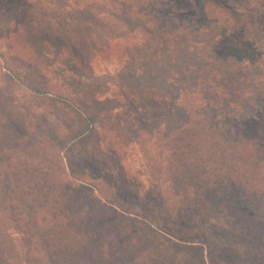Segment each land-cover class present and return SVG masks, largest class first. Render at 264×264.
Returning a JSON list of instances; mask_svg holds the SVG:
<instances>
[{"label": "rangeland", "instance_id": "rangeland-1", "mask_svg": "<svg viewBox=\"0 0 264 264\" xmlns=\"http://www.w3.org/2000/svg\"><path fill=\"white\" fill-rule=\"evenodd\" d=\"M58 1L0 0V264H33L35 198L41 229L65 201L181 264H264L235 228L264 239V0H65L97 30Z\"/></svg>", "mask_w": 264, "mask_h": 264}, {"label": "trees", "instance_id": "trees-1", "mask_svg": "<svg viewBox=\"0 0 264 264\" xmlns=\"http://www.w3.org/2000/svg\"><path fill=\"white\" fill-rule=\"evenodd\" d=\"M215 2L224 5L221 1L215 0ZM58 3V10L62 16L63 14L70 15L71 19L86 23L95 30H97L95 27H100L93 14H88L83 10H76L75 12L66 10L65 0H59ZM63 17L60 18L57 16L56 18L61 20ZM64 20L67 21V18ZM179 131L183 130L179 129L177 126L174 127L173 131L170 133L173 135V141L171 140V142L174 149L181 147V145L184 147L189 146V143L184 140L183 132L181 133ZM263 136L264 134L261 135L260 138H263ZM254 140L257 142L256 137ZM171 142H169V144H171ZM176 154H178V152H176ZM254 154L257 155V158H260L258 152H255ZM202 165H204V162ZM185 166L187 169L186 172H189L188 165L186 164ZM197 166V168L195 167L196 169L200 168L199 165ZM205 167H207V170L211 168L206 165ZM254 171H257V169ZM25 175L27 181L32 180L31 173H25ZM251 175L255 176V173L252 172ZM220 179L222 181V177H220L219 180ZM258 180L260 181L261 179ZM245 187L238 186V188L243 190L246 189ZM230 192L231 191L227 190L224 194L227 195ZM1 193L3 194V204L5 207H9L10 205L13 206L14 202L10 199L12 190L9 191L7 190V187L2 186ZM44 194L48 195L49 191L46 190ZM228 196H226V198H228ZM36 201L37 198L32 201L31 212L29 214L30 217L26 223V230L24 231L23 238L25 241H28L27 243L29 246L27 260L33 262V264L37 263V261L38 264H43V262H45L44 264H65L67 259L69 260L67 264H181L183 262L178 258L171 260L170 258L161 256L162 253L156 251L152 242L137 246L133 243L126 245V242L121 240H114L112 238L106 239V237L99 233L97 227L94 226V222L88 220V216L82 213L79 205L78 207H73L72 204L66 203L65 201L64 203H60V206L56 207V210L52 211L54 220L44 223V228L41 229L38 221L31 219L33 214L35 215V211L42 206V204L35 206ZM161 211H165V207L161 206ZM154 219L157 221V218ZM79 220H81V222H79ZM177 220L180 221V217H178ZM180 225L183 228L180 231L182 233L187 226L185 224H174L178 229ZM235 228L236 232L242 231V233H249L247 237H244V239H248L246 241H249V239H252V241L255 240L257 246L264 248V239L261 240V237L260 239H257L259 237H256L259 236L258 231L262 230V225L251 222L238 223L235 225ZM196 232H198V235H200L201 238L205 237V235L200 234L199 230ZM34 236H37L35 243L31 240ZM119 239L121 238L119 237ZM0 241H5L4 238H1V235ZM2 243L0 242V253L2 252ZM33 245H37L36 248H39L40 251H42V254L39 252L38 255H34L36 249H34L35 247H33ZM195 248L199 249L200 253L204 255V249L202 246L197 245ZM246 256V258H250L249 255ZM232 262L237 264L234 260H232ZM202 264H206L204 259Z\"/></svg>", "mask_w": 264, "mask_h": 264}]
</instances>
